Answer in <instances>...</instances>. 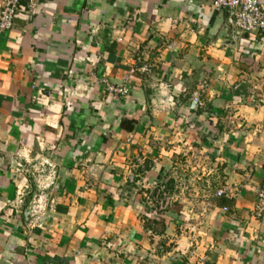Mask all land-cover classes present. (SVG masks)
Segmentation results:
<instances>
[{
  "label": "crops",
  "instance_id": "0c3cea01",
  "mask_svg": "<svg viewBox=\"0 0 264 264\" xmlns=\"http://www.w3.org/2000/svg\"><path fill=\"white\" fill-rule=\"evenodd\" d=\"M263 185L264 33L211 0H25L0 34V264H264Z\"/></svg>",
  "mask_w": 264,
  "mask_h": 264
},
{
  "label": "built area",
  "instance_id": "2783aa9c",
  "mask_svg": "<svg viewBox=\"0 0 264 264\" xmlns=\"http://www.w3.org/2000/svg\"><path fill=\"white\" fill-rule=\"evenodd\" d=\"M25 0H3L2 10L0 13V34L13 29L17 14L22 9V3ZM39 0H28V8L33 11L37 8ZM212 8L216 12H227L233 28L239 33H264V0H211ZM136 73L148 75L151 68L148 65L135 67L130 71V78ZM127 78V79H130ZM106 90L111 95L127 97L131 90L127 86H118L106 84ZM194 103L199 109H204L206 101L204 94L200 93L194 97ZM202 159L200 155H192L189 166L192 169L201 167ZM212 169L203 168V182L210 185L209 176L213 174ZM205 178V179H204ZM135 176L130 177V182L134 183ZM226 189L217 191L215 197H223L227 192ZM188 191L185 181H178L171 173H168L164 180L153 187L152 191L144 197L148 206L158 216L162 217L169 213L176 205L181 195ZM212 202L207 201L206 206L212 207ZM227 211V208H224ZM256 217H264V185L258 189L257 202L254 208ZM147 234L153 239H159V236L153 231H147ZM160 248H162L160 246Z\"/></svg>",
  "mask_w": 264,
  "mask_h": 264
},
{
  "label": "rangeland",
  "instance_id": "374dc122",
  "mask_svg": "<svg viewBox=\"0 0 264 264\" xmlns=\"http://www.w3.org/2000/svg\"><path fill=\"white\" fill-rule=\"evenodd\" d=\"M193 102H194V97H193Z\"/></svg>",
  "mask_w": 264,
  "mask_h": 264
}]
</instances>
